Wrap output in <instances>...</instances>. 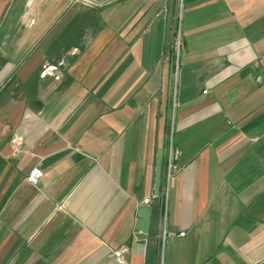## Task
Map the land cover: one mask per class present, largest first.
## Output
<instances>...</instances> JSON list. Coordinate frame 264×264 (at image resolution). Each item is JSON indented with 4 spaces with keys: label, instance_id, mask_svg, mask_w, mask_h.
<instances>
[{
    "label": "crops",
    "instance_id": "1",
    "mask_svg": "<svg viewBox=\"0 0 264 264\" xmlns=\"http://www.w3.org/2000/svg\"><path fill=\"white\" fill-rule=\"evenodd\" d=\"M122 246L264 264V0H0V264Z\"/></svg>",
    "mask_w": 264,
    "mask_h": 264
},
{
    "label": "built area",
    "instance_id": "2",
    "mask_svg": "<svg viewBox=\"0 0 264 264\" xmlns=\"http://www.w3.org/2000/svg\"><path fill=\"white\" fill-rule=\"evenodd\" d=\"M183 43L181 39V32L179 27L175 31V37H174V50L176 55H178L180 49L182 48ZM22 142V136L20 134H14V136L11 138V144L14 149ZM179 155L178 148L174 147L171 139L168 147V163H167V171H166V179L167 181L170 179V177L173 175L174 172L179 170V166L177 164V158ZM42 177V170L37 167L33 166L30 168L29 172L26 175V180L31 184H36L37 181ZM149 198L146 197L143 199V203H148ZM173 235L172 232L164 231V235ZM179 235H184V232H179ZM126 252V247L122 246L117 249H114L112 251V256L114 257L115 261L119 264L124 263V253Z\"/></svg>",
    "mask_w": 264,
    "mask_h": 264
},
{
    "label": "water",
    "instance_id": "3",
    "mask_svg": "<svg viewBox=\"0 0 264 264\" xmlns=\"http://www.w3.org/2000/svg\"><path fill=\"white\" fill-rule=\"evenodd\" d=\"M148 209L146 206H143L140 210L139 216V228L143 233L147 232L148 221H149V214Z\"/></svg>",
    "mask_w": 264,
    "mask_h": 264
}]
</instances>
